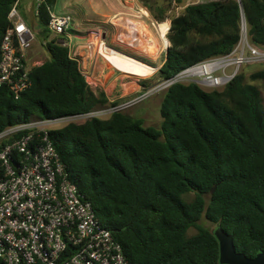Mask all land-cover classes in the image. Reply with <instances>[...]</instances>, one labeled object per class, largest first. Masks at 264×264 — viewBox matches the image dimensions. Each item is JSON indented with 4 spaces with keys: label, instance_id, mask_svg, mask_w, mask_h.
<instances>
[{
    "label": "trees",
    "instance_id": "16d2710c",
    "mask_svg": "<svg viewBox=\"0 0 264 264\" xmlns=\"http://www.w3.org/2000/svg\"><path fill=\"white\" fill-rule=\"evenodd\" d=\"M15 1L0 0V58ZM56 1L45 0L36 11L41 41L49 38L48 10L66 12L55 9ZM140 1L167 46L157 78L229 54L243 22L248 42L264 49V0L187 3L170 15L164 3ZM45 47L47 59L30 68L19 97L0 88V131L33 117L118 104L90 87L67 46L50 39ZM262 85L264 68L238 72L222 88L176 82L163 94L160 127L114 110L49 132L69 179L133 264H220L217 226L233 235L237 251L264 255Z\"/></svg>",
    "mask_w": 264,
    "mask_h": 264
},
{
    "label": "built area",
    "instance_id": "2783aa9c",
    "mask_svg": "<svg viewBox=\"0 0 264 264\" xmlns=\"http://www.w3.org/2000/svg\"><path fill=\"white\" fill-rule=\"evenodd\" d=\"M19 1H15L8 13L11 25L3 35L0 58V88L6 86L15 98L30 84L31 67L26 53L37 33L21 16ZM44 2L35 0V11ZM121 6L127 10L126 16L138 20L148 16L147 10L139 5ZM48 11L49 36L57 38L56 42L67 46L70 52L72 16L53 9ZM241 31L246 35L244 22ZM259 59L264 60V49L252 46L247 39L240 40L229 54L189 66L135 100L176 82L222 88L242 64ZM89 117L97 116L89 111L56 118L33 117L0 131V260L3 264H133L110 230L98 220L90 201L69 179L49 137L51 130Z\"/></svg>",
    "mask_w": 264,
    "mask_h": 264
},
{
    "label": "rangeland",
    "instance_id": "374dc122",
    "mask_svg": "<svg viewBox=\"0 0 264 264\" xmlns=\"http://www.w3.org/2000/svg\"><path fill=\"white\" fill-rule=\"evenodd\" d=\"M148 1L150 3H153L155 0ZM157 1L164 3L165 6H169L166 12L168 15H170L179 13L187 3L206 0H183L181 3H177L176 0ZM130 3L132 5H139L148 12V16L143 19L148 26V33H150L157 42L156 44L153 43L151 45L152 52L154 53L155 57L145 54V44H141L143 35L140 32L138 33V31H136V34H133L130 30L122 29L123 26H120L119 28L118 22L115 23V21H117L116 19H122L120 18L122 16L130 19L133 18L132 16H126L129 14L127 13V10L122 8L121 6L122 4ZM60 5L62 6V10L66 11L72 16V27L75 29H79L80 31L82 30V36L88 38L86 41H84L82 45L83 47L80 48L81 55H76L77 52L75 51V48L72 47V45L70 46L71 55L76 57L81 62L84 61V58H87L86 63L88 59L92 60L93 64H95L96 69H99L98 72H100L101 78L103 75H105L106 79H101V82L104 83V87L107 89L108 99L110 100V102L117 101L118 103L117 105H107L92 110L93 116L107 118L112 113V111L115 110L113 109V106H116L118 107L117 110H122L133 115L134 117L142 118L144 125L160 127L162 122V117L160 114V103L166 87H162L159 90H154L150 94L141 97V99L135 100L148 89L156 86L163 80L157 78V72L165 59L167 46L163 43L159 25L154 20L149 10L145 6H143L140 0H57L55 9L59 8ZM119 12H121L122 14L114 18V16ZM120 21L122 22V20ZM131 23L133 26H135L134 22L131 21ZM112 24H115V26ZM140 27L142 29L144 26L140 24ZM39 29L40 24L36 20L34 24V30L37 32ZM89 30L95 31L97 33H95L94 36L91 32H89ZM103 32L105 33L104 38L102 37ZM100 37L101 39L103 38L106 45L134 59L132 60L125 56L119 55L120 62L115 64V68L120 71H118L111 77L109 74L110 65L103 63L104 60L99 54L100 51L96 46L97 41H100ZM51 38L52 36L50 35L48 39L41 41L38 36H35L34 41L32 42L30 48L26 53L27 63L29 67L41 64L44 60L47 59L48 51L45 47V44ZM246 39L247 37L244 32L242 34L241 40L245 41ZM58 40L61 39L58 38ZM88 44H90L92 48H88ZM92 44H94L95 48ZM93 64L90 67V73H92V71L94 70ZM105 65L107 66L105 67ZM262 68H264V60L259 59L254 62L242 64L238 72H244L246 75H249L250 72ZM92 75L93 74H91V76ZM114 76H117V83L114 79ZM88 84L94 91H98L101 88L103 89L102 85H99L95 82L90 81V83ZM200 86L202 88H205L202 85ZM208 89L209 88H205V90ZM261 90L264 97L263 85L261 86ZM133 100L135 101L132 104L126 105L129 101ZM84 120H80L79 122H82ZM202 222L206 227L211 228L212 225L209 221L202 219Z\"/></svg>",
    "mask_w": 264,
    "mask_h": 264
},
{
    "label": "crops",
    "instance_id": "0c3cea01",
    "mask_svg": "<svg viewBox=\"0 0 264 264\" xmlns=\"http://www.w3.org/2000/svg\"><path fill=\"white\" fill-rule=\"evenodd\" d=\"M18 9H19V12H20L21 16L23 17L24 21L27 24H29L31 27L34 28L35 21L37 20L36 11H35V0H20L19 4H18ZM121 18L122 19H116L117 21L114 20L115 23L118 22L119 28H120V26L123 25L122 29H124V30L125 29L130 30L133 34H136V31H138V32L141 31V34H143L146 32H143V29H141L140 24H142L146 28V30L149 32L148 26L144 20H137V19L135 20L133 18L130 19V18L123 17V16ZM120 20H122V22ZM131 21L134 22L135 26L132 25ZM112 25L115 26V24H112ZM136 25H138V26H136ZM84 31H86V30H84ZM89 32H91L93 35L95 33H97L95 31H91V30H89ZM89 32H87V33H89ZM70 34L72 37L71 45H72V47L75 48V51L77 52L76 55L77 56L81 55L80 48L83 47L82 45H83L84 41H86L88 38H86L85 36H82L83 35L82 30L80 31L79 29H75L73 27H71V29H70ZM104 36H105V33L103 32L102 37L104 38ZM103 38L101 39V37H100V41L99 40L97 41L96 46L100 51L99 54L101 55L102 59L104 60L103 63L110 65L111 69L109 68V71H110L109 74L111 77L112 75H114L115 73L120 71V70L115 68V64L120 62V59H119L120 56L119 55L125 56L127 58H130V57L126 56V54H123L120 51L106 45ZM142 43H143V40H141V44ZM92 45L94 46V44H92ZM88 48H92V46H90V44H89ZM94 48H95V46H94ZM86 59L87 58H84L83 62L78 60L80 70L84 74L86 81L88 83H90V81H92V82H95L99 85H102L103 89L101 88L100 90H103L107 95V89L104 87V83L101 82V79H103V80L106 79L105 75L102 74L103 76L101 78V74H100V72H98L99 69L98 70L96 69L95 64H93L92 60L88 59L87 63H86ZM130 59H132V58H130ZM132 60H134V59H132ZM92 64H93L94 70L92 71V73H90V67ZM107 65H105V67ZM91 74H93V75L91 76ZM114 79L117 83V81H118L117 76H114ZM112 85H114V84H112ZM107 97H108V95H107Z\"/></svg>",
    "mask_w": 264,
    "mask_h": 264
},
{
    "label": "water",
    "instance_id": "95a60500",
    "mask_svg": "<svg viewBox=\"0 0 264 264\" xmlns=\"http://www.w3.org/2000/svg\"><path fill=\"white\" fill-rule=\"evenodd\" d=\"M214 188L215 186H213L211 192ZM212 231L219 243L220 264H264L263 253L260 252L254 257H248L244 252L236 250L231 233H227L220 226L215 227Z\"/></svg>",
    "mask_w": 264,
    "mask_h": 264
},
{
    "label": "bare ground",
    "instance_id": "6f19581e",
    "mask_svg": "<svg viewBox=\"0 0 264 264\" xmlns=\"http://www.w3.org/2000/svg\"><path fill=\"white\" fill-rule=\"evenodd\" d=\"M121 18V17H120ZM123 26V25H122ZM138 26V25H137ZM143 29V32H146V33H143L142 35V40H143V44H145V54H148V55H150V56H153V57H155V55H154V53L152 52V44L153 43H157L156 42V40H155V38L150 34V33H148V31L146 30V28L145 27H143L142 28ZM161 32V31H160ZM139 33V32H138ZM140 33H141V31H140ZM156 36V35H155ZM158 38V37H157ZM162 41H163V39H162ZM163 43H164V41H163ZM165 44V43H164ZM142 46V45H141ZM137 47V46H136ZM142 55V54H141ZM144 55V54H143ZM147 57V56H146ZM148 58V57H147ZM151 59V58H150ZM148 68V67H147Z\"/></svg>",
    "mask_w": 264,
    "mask_h": 264
}]
</instances>
